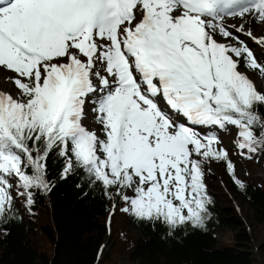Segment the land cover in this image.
<instances>
[{
	"label": "snow or ice",
	"instance_id": "obj_1",
	"mask_svg": "<svg viewBox=\"0 0 264 264\" xmlns=\"http://www.w3.org/2000/svg\"><path fill=\"white\" fill-rule=\"evenodd\" d=\"M230 18L264 24V0H0V73L13 74L0 81V224L52 191L55 153L61 179L81 170L123 203L113 213L167 236L206 229L205 166L224 162L245 188L219 131L235 130L241 156L264 150V55L244 39L264 36Z\"/></svg>",
	"mask_w": 264,
	"mask_h": 264
},
{
	"label": "trees",
	"instance_id": "obj_2",
	"mask_svg": "<svg viewBox=\"0 0 264 264\" xmlns=\"http://www.w3.org/2000/svg\"><path fill=\"white\" fill-rule=\"evenodd\" d=\"M240 157L250 176L254 158ZM48 164V178L55 185L52 191L46 194L37 191L31 212L20 197V218L7 225L0 224V264H115L118 255L124 256L129 264H251L253 261V240L247 225L235 208L223 205L210 182H218L215 170H219L230 187L251 205L254 219L263 221L264 181L246 180L245 188L240 189L224 162L212 161L205 166V181L213 200L206 229L189 225L174 236L165 235L162 226L153 228L121 211L111 213L113 204L120 208L123 203L109 199L99 184L90 185L83 171L61 179L63 160L55 153L49 157ZM117 214L125 215L139 233L120 228ZM223 229L234 232L230 242H218L215 231ZM258 252L264 257V241L259 244Z\"/></svg>",
	"mask_w": 264,
	"mask_h": 264
},
{
	"label": "rangeland",
	"instance_id": "obj_3",
	"mask_svg": "<svg viewBox=\"0 0 264 264\" xmlns=\"http://www.w3.org/2000/svg\"><path fill=\"white\" fill-rule=\"evenodd\" d=\"M228 23L230 25H236L239 27L240 24H244L245 30L249 29V26H261L260 23H252L251 20H240V19H229ZM250 46L253 48L254 52L258 55H264V48L260 46H254L255 44L252 43V39L248 37H244ZM244 70L243 68L241 69ZM250 76L255 80L256 84L261 86V77L258 72H250ZM13 74L10 72H2L0 73V80H3L6 77H10ZM7 89L12 87L13 94H15L14 86L10 84H5ZM5 90V89H4ZM219 134L222 139L223 146L227 147L230 150L231 159L236 165V172H239L238 177L241 178L243 181L252 180L253 182H262L264 181V152H259L253 155L254 164H253V173L249 176L244 166L241 163V157L238 154V150L235 148L234 144L232 143L233 138L235 136V130L232 133H222L219 131ZM216 175L218 176V182H210V185L216 187L214 191L219 195L220 201L223 205L232 206L237 210L238 215L243 219L244 223L247 225L249 232L251 234L253 243L252 248L254 249V257L251 264H264V257L258 252L259 244L264 241V220L257 221L254 219V210L251 205L240 195L238 196L236 191H234L228 181L226 176L221 173L219 170H215ZM111 209V213H112ZM110 213V214H111ZM108 215V219H109ZM116 219L118 221L119 227L125 231L132 232V233H139L132 225H130L128 219L123 214H117ZM215 235L218 239L219 243L230 242L233 238L234 232L229 229L223 230H216ZM115 264H129L128 260L122 256L118 255L116 258Z\"/></svg>",
	"mask_w": 264,
	"mask_h": 264
},
{
	"label": "bare ground",
	"instance_id": "obj_4",
	"mask_svg": "<svg viewBox=\"0 0 264 264\" xmlns=\"http://www.w3.org/2000/svg\"><path fill=\"white\" fill-rule=\"evenodd\" d=\"M249 29L252 30L253 35H254L255 37H262V36H264V24H261V26H258V27L255 26V25H253V26H249ZM252 43L255 44L254 46H258L253 40H252ZM250 44H251V43H250ZM0 81H2V80H0ZM3 88L5 89V91L8 90L5 84L3 85ZM237 174L239 175V172H237ZM236 194H237L238 196H240L238 193H236Z\"/></svg>",
	"mask_w": 264,
	"mask_h": 264
}]
</instances>
